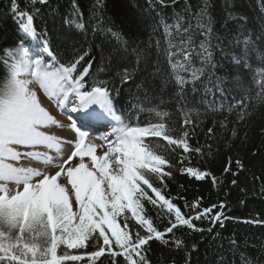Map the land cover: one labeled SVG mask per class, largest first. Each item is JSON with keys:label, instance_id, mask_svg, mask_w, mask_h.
Instances as JSON below:
<instances>
[{"label": "snow or ice", "instance_id": "1", "mask_svg": "<svg viewBox=\"0 0 264 264\" xmlns=\"http://www.w3.org/2000/svg\"><path fill=\"white\" fill-rule=\"evenodd\" d=\"M30 3L45 5L48 0H30ZM12 9L24 36L14 49H5L11 63L4 62L10 72L0 82V264H79L81 261L97 264L99 258L105 256L109 264H150L147 258L150 249L145 247L149 241L172 243L179 250L182 240L165 239L167 234L175 235L174 229L184 226L193 231H205L197 227L194 220L222 226V219L227 218L224 203L203 207L202 198L191 204L185 200L184 207L194 210V214L185 213L170 197L162 194L160 186H154L153 178L163 184L164 178L172 175L170 170L164 169L175 165L157 154L154 147L159 145L150 140L146 142L147 138H162L169 146H174L173 153L176 149L188 153L193 150L188 142L189 132L185 129L181 135L173 137L171 133L175 129L165 120L169 113L159 108L148 109L155 119L149 118L143 124L138 116L135 123L126 120L114 105L116 86L90 75L93 59L89 56L90 49L67 63L62 62L52 47L53 35L62 33H50L47 27L38 30L34 16L21 9L16 0H12ZM201 14L207 15L204 10ZM78 15L77 20L66 23L86 31L83 13ZM210 25L209 16V26L203 33L206 38L212 36ZM111 35L115 41H120V32L111 31ZM258 38L264 39V36ZM25 41L36 44L30 47ZM251 43V36L245 37L243 56L232 57L235 64L250 67L246 57ZM200 49L204 55L196 54L201 56V63L214 69L210 39L201 41ZM119 51L116 47V53ZM172 55L175 53H169L170 57ZM85 56L89 59L85 60ZM183 60L186 63L180 60L172 63L170 59V66L181 87L189 81L179 75L177 69L191 73L195 92L196 81L204 75V69L191 67V50L184 53ZM132 79L133 73L125 68L120 74L121 84ZM253 79L258 82L257 96L264 99V68L258 69ZM207 81L206 84L201 81L206 93L201 103L206 105V111H223L224 102L228 100L224 78L213 79L210 75ZM32 85H38L62 115L76 114L68 115L71 121L68 127L75 133L72 139L65 140L47 131L54 126H65L43 106ZM208 93L213 99L207 98ZM217 93L219 106L215 99ZM242 106L246 107L243 100L233 99L227 104V111L238 110L242 120ZM183 123H192L190 114ZM98 125L111 126L107 135L99 137L103 140L100 145L88 140L90 131ZM208 132L213 133V129L209 128ZM98 149H104L102 154H97ZM25 160L43 164L44 168L25 166ZM180 171L196 180L210 175L192 166ZM232 183L235 185L236 181ZM145 202L162 210L167 217L169 226L163 231L146 214ZM157 215L160 216V211ZM207 231L211 232L212 228ZM99 264H104L103 260H99Z\"/></svg>", "mask_w": 264, "mask_h": 264}, {"label": "trees", "instance_id": "2", "mask_svg": "<svg viewBox=\"0 0 264 264\" xmlns=\"http://www.w3.org/2000/svg\"><path fill=\"white\" fill-rule=\"evenodd\" d=\"M16 3L34 16L38 30L47 27L50 33H62L52 39V47L62 62L67 63L90 49L89 56L93 58L90 75L116 86L114 105L119 115L133 123L138 116L143 124L149 118L155 119L148 109L159 108L169 113L165 120L175 129L173 137L185 129L189 132L188 142L193 150L188 153L182 149L173 153L174 146L162 138H147L146 142L159 145L154 147L157 154L175 165L164 169L172 175L165 177L163 184L153 178L154 186H160L162 194L185 213L194 214V210L184 207L185 200L191 204L202 198L203 207L224 203L227 218L222 219V226L194 220L197 227L205 229L203 232L184 226L174 229L175 235L167 234L165 239L182 240L179 250L172 243L149 241L145 247L150 249L147 253L150 264H264V99L257 96L258 82L253 79L257 70L264 68V39L258 38L264 36V0H48L45 5L35 6L30 0ZM201 10L207 15L201 14ZM79 13H83L86 24L83 32L66 23L77 20ZM209 16L213 32L206 38L203 33L209 26ZM109 29L121 33L120 41L112 38ZM249 35L252 43L246 59L250 67L245 68L243 63L235 64L232 57L243 56V40ZM23 36L12 0H0V82L10 72L4 62L11 63L5 49H14ZM206 39H210L214 69L202 64L201 56L196 54L204 55L200 42ZM25 43L30 47L36 44ZM190 50L191 67L204 69V75L196 81L195 92L191 73L177 69L189 81L181 87L170 66V59L172 63L177 60L186 63L184 53ZM169 53L175 55L170 57ZM117 55L119 58H114ZM125 68L133 73V79L121 84L120 74ZM210 75L213 79L224 78L223 86L228 90V100L220 112L206 111V105L201 103L206 95L201 81L206 84ZM207 98L213 99L212 94L208 93ZM215 99L219 106L218 93ZM233 99L243 100L246 105L242 106V120L238 110L227 111V104ZM188 114L192 123L184 125ZM209 128L213 133L208 132ZM197 148L201 151L196 152ZM188 166L210 175L196 180L180 171ZM226 168L229 170L225 171ZM145 212L159 230L169 226L162 210L145 202ZM209 227L211 232L207 231ZM99 260L109 264L106 256Z\"/></svg>", "mask_w": 264, "mask_h": 264}, {"label": "rangeland", "instance_id": "3", "mask_svg": "<svg viewBox=\"0 0 264 264\" xmlns=\"http://www.w3.org/2000/svg\"><path fill=\"white\" fill-rule=\"evenodd\" d=\"M32 87L37 91L38 96L41 99V102L44 107H46L52 115L56 117L58 121H60L65 127H52L51 129L47 130L50 131L51 134H54L57 137L64 138L65 140L72 139L75 136V133L70 130L68 127L71 124V121L68 119V115H72L73 113L69 112L68 115H62L60 110L56 108L55 104H53L43 93V91L39 88L38 85H32ZM114 123V122H113ZM102 126V127H101ZM101 127V128H100ZM102 131V132H101ZM111 131L110 125H98L96 126L95 130L90 131L88 140L91 143L100 145L103 143V140L99 139V137H103L107 135L108 132ZM67 148V145H65ZM104 149H98L97 154H102ZM25 166L37 167V168H44L43 164H37L35 162L29 163V161H23Z\"/></svg>", "mask_w": 264, "mask_h": 264}, {"label": "bare ground", "instance_id": "4", "mask_svg": "<svg viewBox=\"0 0 264 264\" xmlns=\"http://www.w3.org/2000/svg\"><path fill=\"white\" fill-rule=\"evenodd\" d=\"M75 115H76V114H75V113H73V116H75ZM101 127H102V126H101ZM101 127H100V128H101ZM101 132H102V131H101Z\"/></svg>", "mask_w": 264, "mask_h": 264}]
</instances>
